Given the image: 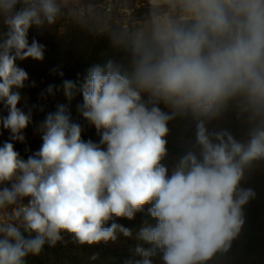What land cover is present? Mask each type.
Here are the masks:
<instances>
[{"label": "clouds", "instance_id": "obj_1", "mask_svg": "<svg viewBox=\"0 0 264 264\" xmlns=\"http://www.w3.org/2000/svg\"><path fill=\"white\" fill-rule=\"evenodd\" d=\"M144 3L143 18L106 21L101 30L130 51V70L109 59L90 67L81 85L78 110L101 132L106 151L81 139L63 105L46 116L43 143L27 160L12 142L0 147V264H27L65 235L79 246L130 237L113 218L131 220L146 205L156 224L141 227L137 238L153 247L137 245L142 259L128 264H153L157 250L163 264H208L239 236L243 207L256 195L241 182L264 161V0ZM69 4L0 0L7 29L0 36V101L8 109L0 124L12 141L24 142L32 122L31 112L17 107L29 79L17 61L44 59L45 46L29 43V30L55 25ZM62 87L71 98L75 83ZM233 105L252 125L243 142L207 126ZM187 112L198 118L199 153L188 151L169 176L160 163L167 124Z\"/></svg>", "mask_w": 264, "mask_h": 264}, {"label": "trees", "instance_id": "obj_2", "mask_svg": "<svg viewBox=\"0 0 264 264\" xmlns=\"http://www.w3.org/2000/svg\"><path fill=\"white\" fill-rule=\"evenodd\" d=\"M106 0H78L83 5H98ZM74 0H70L69 10L55 25L43 28L32 27L28 33L29 43L36 39L45 46L44 59L18 60V65L27 62L32 68L40 69L42 79H47L44 86L31 90L32 85L20 89L23 95L17 107L25 113L31 112L32 122L23 130L24 142L10 140L11 133L0 124V147L5 141L12 142L14 149L24 160L37 152L42 143L43 132L41 125L49 113H55L58 106L63 105L70 121L78 123L81 128V139L84 142L91 140L93 143L106 151V145H101V132L83 118L77 107L82 105L83 96L81 85L87 75V71L95 64L103 65L109 59L123 65L130 70L131 53L124 48L114 47L107 34H101V30L90 20L85 19L79 12ZM110 22V21H109ZM112 23V22H111ZM65 28V33L60 28ZM7 29L0 21V36ZM62 72L63 76L59 73ZM64 80H71L75 83L71 98L65 95L62 83ZM49 85H55L54 94H48ZM26 92H34L32 108L24 110V95ZM162 111L172 113L173 109L161 103ZM35 109V111L31 110ZM34 112V113H33ZM8 109L0 101V117H5ZM197 117L190 112L176 114L168 121L169 132L165 137L167 141V153L160 163L168 169L170 176L178 165L180 158L188 151L199 153L196 144V123ZM210 131L226 129L240 141H246L252 125L243 116H238L235 106H230L218 119L208 122ZM241 187L251 188L255 191L254 199H251L244 207L245 223L239 236L232 242L227 253H218L208 264H264V161L256 162L251 169L246 171V178L241 182ZM146 205L142 212H137L133 219L113 218L118 224L131 230L132 235L125 237L117 233V240L107 244L101 243L93 246H79L71 237L65 235V240L55 247L44 246L38 256H29L27 264H128V262L142 259L136 255L135 248L140 245L144 248H151L147 242L137 238L139 230L145 225H155L156 221L148 214ZM112 221L108 222L110 226ZM96 259H92L93 256ZM161 253L157 250L153 257V264H163Z\"/></svg>", "mask_w": 264, "mask_h": 264}, {"label": "rangeland", "instance_id": "obj_3", "mask_svg": "<svg viewBox=\"0 0 264 264\" xmlns=\"http://www.w3.org/2000/svg\"><path fill=\"white\" fill-rule=\"evenodd\" d=\"M74 1L78 2V0ZM76 6L79 9L80 14L86 20L90 19L99 30H101L103 23L106 21L116 23L124 17H131L133 15L135 18L141 19L147 12L144 0H106L98 5H83L78 2ZM60 32L65 33V28L61 27ZM18 64L19 63H17V65ZM21 64V66H18L28 73L29 79L26 82L28 83L27 85H32L33 88H30L31 90L38 89L41 85L44 86L45 82L48 81L47 79L41 78L43 75L41 74L42 71H40V69L32 68L27 62ZM21 97H23V95H21ZM24 97V110L32 108L30 106L31 102L34 100V92H26ZM77 106L79 105H72L73 108ZM33 111H35V109Z\"/></svg>", "mask_w": 264, "mask_h": 264}]
</instances>
